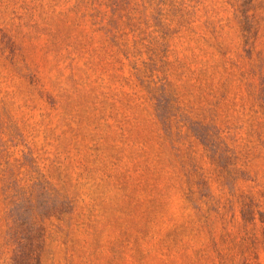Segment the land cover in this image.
I'll return each mask as SVG.
<instances>
[{
	"label": "rangeland",
	"instance_id": "374dc122",
	"mask_svg": "<svg viewBox=\"0 0 264 264\" xmlns=\"http://www.w3.org/2000/svg\"><path fill=\"white\" fill-rule=\"evenodd\" d=\"M0 264H264V0H0Z\"/></svg>",
	"mask_w": 264,
	"mask_h": 264
}]
</instances>
